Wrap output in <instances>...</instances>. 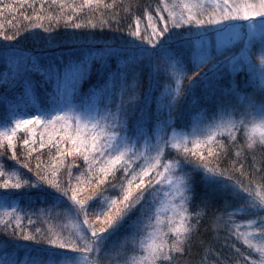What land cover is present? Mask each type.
Wrapping results in <instances>:
<instances>
[{
  "label": "snow or ice",
  "instance_id": "6c2138e0",
  "mask_svg": "<svg viewBox=\"0 0 264 264\" xmlns=\"http://www.w3.org/2000/svg\"><path fill=\"white\" fill-rule=\"evenodd\" d=\"M0 108V264H264V0L3 5Z\"/></svg>",
  "mask_w": 264,
  "mask_h": 264
},
{
  "label": "trees",
  "instance_id": "16d2710c",
  "mask_svg": "<svg viewBox=\"0 0 264 264\" xmlns=\"http://www.w3.org/2000/svg\"><path fill=\"white\" fill-rule=\"evenodd\" d=\"M19 2H20V0H0V7H2L3 5H9V4L15 6V5H18ZM29 2H31V0H29ZM40 2H41V0H36L37 9H38V5ZM44 2L46 4V7L50 5L54 12L58 11L59 0H57V4H52V0H44ZM66 2H67V4H72V3L80 4V3H82V0H66ZM116 2H117V4H122V3L126 4L128 2V0H116ZM147 2H148V0H134V3L144 4ZM153 2H154V0H153ZM104 3L111 4L112 0H104ZM21 11L26 13L29 16H32L34 14L33 10L29 9V8L21 9ZM101 12L104 13L102 18L105 20H107L109 18V16L112 15L111 11L110 10H104L103 6H101L100 11H96L95 13L93 11L85 8V10L82 14H77L78 19L76 20V22H84L85 20H93V22H95L96 20L101 18ZM117 12L120 16L124 15V13L122 11H120L119 9H117ZM4 15H5V18H8L7 9H4ZM17 23L27 25L28 21L18 19ZM48 23H49V21H47V20L44 21L45 26H47ZM130 23H131L130 20L124 19L119 24L112 23L111 28L105 26L103 29H101L100 27H97L96 29H91V28H87V27L81 28V29H75L71 26H66L64 21L62 20L58 25L56 24L55 21H53L52 27L55 29V32L60 33L61 37L64 39H82V38H84L82 34H87L89 32H95V33L103 32L104 34H106L104 37H97V38H101V39L102 38L118 39L123 34H126V32L128 31V25ZM117 29H119V30H117ZM73 34H77V35H73ZM4 118H5L4 109L0 108V120H3ZM38 134H39V132H38ZM241 143H243V141H241ZM38 151L44 153V156L42 157V159L45 162H47V160L49 158L47 148L42 149V150L38 149ZM53 155H54V153H53ZM258 158H259V156H258ZM73 159H74L73 157H67L66 160L64 161V164L71 167ZM32 163L33 164L36 163L35 159H33ZM75 164L81 169L86 168V165L83 164L82 159H75ZM62 167H63V165H62ZM192 210L195 211V209H192ZM37 226H40V225H37ZM165 230H167V228ZM198 252H199V248H198V246H196V243L194 242V246L191 249V253H192L191 256L177 257L179 264H184V261L189 260V259H196Z\"/></svg>",
  "mask_w": 264,
  "mask_h": 264
},
{
  "label": "rangeland",
  "instance_id": "374dc122",
  "mask_svg": "<svg viewBox=\"0 0 264 264\" xmlns=\"http://www.w3.org/2000/svg\"><path fill=\"white\" fill-rule=\"evenodd\" d=\"M170 211H167V210H162L161 212V216H162V219L166 218L168 215H170Z\"/></svg>",
  "mask_w": 264,
  "mask_h": 264
}]
</instances>
